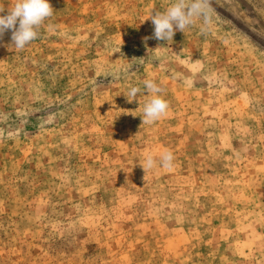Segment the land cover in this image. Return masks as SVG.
Instances as JSON below:
<instances>
[{"label": "rangeland", "instance_id": "374dc122", "mask_svg": "<svg viewBox=\"0 0 264 264\" xmlns=\"http://www.w3.org/2000/svg\"><path fill=\"white\" fill-rule=\"evenodd\" d=\"M49 2L30 45L0 41V264H264V0L169 41L144 38L173 0Z\"/></svg>", "mask_w": 264, "mask_h": 264}, {"label": "clouds", "instance_id": "9594fccd", "mask_svg": "<svg viewBox=\"0 0 264 264\" xmlns=\"http://www.w3.org/2000/svg\"><path fill=\"white\" fill-rule=\"evenodd\" d=\"M4 13L5 6H0V41L5 32L11 31V43L6 46L23 50L39 37L41 27L53 15L54 9L49 0H14ZM147 19L154 25V32L152 37H145V41L150 38L173 40L176 31L184 32L198 19L203 21L202 31H207L212 21L210 0H173L164 11L153 9ZM143 87L150 98L143 106L142 124L151 125L167 114L169 103L161 95L164 89L154 80H144ZM140 92V87H131L126 95L128 101L136 100ZM174 159L173 153L165 150L158 157L152 153L146 154L140 165L146 174L157 167L170 170L174 167Z\"/></svg>", "mask_w": 264, "mask_h": 264}]
</instances>
